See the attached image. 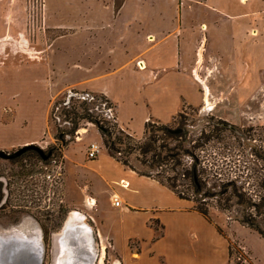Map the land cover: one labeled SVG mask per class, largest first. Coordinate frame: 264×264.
<instances>
[{
	"label": "crops",
	"instance_id": "obj_1",
	"mask_svg": "<svg viewBox=\"0 0 264 264\" xmlns=\"http://www.w3.org/2000/svg\"><path fill=\"white\" fill-rule=\"evenodd\" d=\"M237 1L249 8L250 0ZM254 1L261 4L258 10L264 13V0ZM111 4L95 12L106 21H89L88 26L74 22L72 36L82 48L76 62L81 66V61H90V82L80 90L105 96L114 106L117 124L131 136L141 138L150 120L169 122L184 105L211 111L217 108L209 101V88L226 87L215 84L217 76L209 67L211 63L225 74L233 75L237 70L238 82L232 79L228 88L253 89L262 84L253 80L255 70L264 72V14L256 20L257 9L232 14L211 0H201L196 9L186 6L181 10L177 21L156 22L153 17L140 28L142 24L137 23L129 27L126 4L117 10ZM102 8H109V14L101 12ZM206 11L215 14V19L203 20L202 12ZM194 13L196 17L191 16ZM224 59L228 66L221 62ZM138 61H142V68L136 67ZM232 61L239 63L237 69ZM45 74L31 65L0 63L1 151L40 144L45 136L48 99L61 91L37 85ZM213 96V103L219 104L217 95ZM240 96L238 92L237 98ZM63 169L68 173L65 198H72L83 216L72 212L64 225L67 221L71 227L84 223L91 236L92 251L78 256V264H103L108 253L109 264H226L229 259L226 238L192 208L190 201L124 167L106 152L84 161L83 156L64 151ZM114 197L120 201L118 206L112 203ZM19 232L36 238L29 246L41 252V258L29 259L30 252L18 244L21 238L10 236L0 241V264H41L44 250L39 231L12 229L0 235ZM59 248L54 241L50 264ZM70 256L65 261L73 264ZM62 259L60 255L57 264H62Z\"/></svg>",
	"mask_w": 264,
	"mask_h": 264
},
{
	"label": "rangeland",
	"instance_id": "obj_2",
	"mask_svg": "<svg viewBox=\"0 0 264 264\" xmlns=\"http://www.w3.org/2000/svg\"><path fill=\"white\" fill-rule=\"evenodd\" d=\"M199 2L201 0H112V2L110 0H0V63L26 64L31 65L37 72L43 70L46 72L45 78L42 76L44 79L36 81L37 85L40 88L46 85L47 88L61 89L53 92L54 94L48 99L45 136L40 144H35L45 153L49 152L53 160L50 158L42 161L32 154H24L14 160L0 159V233L12 229L28 232L40 230L44 250L41 264L51 263L54 237L62 229L68 215L75 212L79 213L78 217H83L78 204L72 198H69L70 200L65 198L68 173L66 174L63 169L64 151H69L75 156H83L84 161L91 160L86 153L91 143L99 145L98 154L106 152L102 145L103 137L100 138L101 134L95 124L77 120V128L74 129L72 123L60 115L63 105L58 103L74 96L73 90L88 92L80 89L90 82V75L87 74L90 61L86 59L81 61V66L76 62L81 46L72 36L74 22H84L88 26L89 21H106L104 16L95 13L98 7H107L112 3L111 5L117 10L126 4L129 8L126 11L130 17L129 27H136L137 23L142 24L140 28H143V22L148 23L153 17L156 22H165L166 19L167 22L177 21L178 18L180 19L181 10L186 6L196 9ZM254 2L250 0L247 8L241 6L237 0H211L213 5L232 14L260 9L261 4ZM80 9L82 12L78 11ZM103 11L109 14V8H102L101 12ZM259 11L255 14L256 20L264 14ZM192 15L196 17L195 13ZM202 16L203 20L211 21L216 15L206 11L202 12ZM222 20L227 19L222 18ZM128 47L129 44L126 45V49ZM221 62L226 66L229 65L226 59ZM232 64L237 69L239 63L232 61ZM209 67L216 72L215 84L219 83L226 87L209 88V101L212 102V106L218 105V107L211 111L207 107L203 109L184 105L182 110L167 123L150 120L153 131L157 136H161L163 133L160 126L168 124L177 128V132L186 128L189 131L188 138H193L208 123L219 121V126L235 133L240 129L253 128L258 135L253 137V140H246L249 146L245 152L248 153L251 146L264 150V72L255 70L253 75L256 84L262 81L259 88L239 90L228 88L232 79L235 83L238 82L237 70L231 75L225 74L220 69L217 71L214 63ZM238 92L241 94L239 98H237ZM213 95H217L216 102L219 104L213 103L215 97ZM85 97L89 99L87 95ZM103 108L104 104L100 103L102 116L110 121V115H106ZM182 123L187 125L182 126ZM101 126L108 128L112 140L115 136L121 137L127 143L129 142L125 136L138 139L112 122ZM119 131L123 133L120 134ZM53 147L55 150L51 151ZM115 154L119 158L127 159L136 168L148 170L146 166H149V163L141 165V157L137 152L124 154L120 151ZM249 158L252 160V157ZM256 166H260L259 163H256ZM150 172L156 174L161 170L153 168ZM160 174L164 178L172 176L171 172ZM176 190L187 194L179 185ZM191 204L196 205L192 202ZM208 215L210 222L219 228L221 235L234 246L231 253L229 248V259L226 264H264V240L254 230L239 224L232 214L221 212L212 204L208 207ZM85 222L88 223L86 220ZM95 245L96 248L99 247V244ZM104 245L108 251L111 250L108 244ZM133 245L130 244V247ZM110 255L106 254L103 264H109Z\"/></svg>",
	"mask_w": 264,
	"mask_h": 264
},
{
	"label": "trees",
	"instance_id": "obj_3",
	"mask_svg": "<svg viewBox=\"0 0 264 264\" xmlns=\"http://www.w3.org/2000/svg\"><path fill=\"white\" fill-rule=\"evenodd\" d=\"M72 92L74 96L58 103L63 105L60 115L69 120L74 129L77 128V120L95 124L110 157L137 174L154 179L178 198L196 204L192 208L209 222L208 207L212 204L217 210L232 214L234 220L254 230L264 240V150L251 146L250 151L245 152L249 146L246 140H253L258 135L253 128L240 129L235 133L219 126L220 122L217 121L208 123L195 137L188 138L186 128L177 132V128L163 124L160 126L163 134L157 136L148 121L144 125L143 136L139 139L125 136L127 143L118 136L112 140L108 128L101 126L109 122L118 126L115 116L110 121L102 116L100 103L104 104V113L105 108L114 110L113 104L105 96L86 91ZM209 149L213 151L207 152ZM120 151L124 154L137 152L141 165L149 163L146 166L148 170L136 168L127 159L117 157L115 153ZM24 154L41 159L32 150ZM256 163L260 166H256ZM153 168H160L162 173L171 172L172 176L164 178L161 172L152 174L150 170ZM177 185L187 194L177 191ZM216 229L221 234L220 229ZM229 248L231 253L234 246L229 243Z\"/></svg>",
	"mask_w": 264,
	"mask_h": 264
},
{
	"label": "bare ground",
	"instance_id": "obj_4",
	"mask_svg": "<svg viewBox=\"0 0 264 264\" xmlns=\"http://www.w3.org/2000/svg\"><path fill=\"white\" fill-rule=\"evenodd\" d=\"M207 91H208V89H207ZM208 94H209V91H208ZM69 223H70V221H67L66 224L64 225V227H62V229L55 235V238H54L55 245L59 246L60 248L58 250L59 252L57 253L55 258L53 259V264H57L58 257L60 255H62L64 258V260L62 259V264H65V262H66L65 260L70 255H71L70 261L73 262V264H78V262L76 261L78 256H81V254L85 251H88V252L92 251V247L90 245L91 244L90 230L87 227V225L84 223H81V224H77V225L71 227L68 225ZM37 231L40 232V230H38V229H37ZM8 232H10V231H8ZM14 234H15V232H14ZM37 235H38V233H37ZM10 236H16L17 238H21V241L18 244L22 245V247L23 246L26 247L27 250L30 252L29 259H33V261H35V259L37 257L41 258V252H37V251L34 252L33 248H31L29 246V244H35L34 241H36V238H34L32 234L31 235H29L27 233L26 234L25 233L20 234V232H19L16 235H10V234H9V236L0 235V241L2 238H6V237L8 238ZM38 237H40V236H38ZM37 242H39V241H37ZM39 244H40V248L43 249L42 243L39 242ZM76 244H78V246L76 248H74ZM26 248H24V249H26ZM80 260H82V259H80Z\"/></svg>",
	"mask_w": 264,
	"mask_h": 264
},
{
	"label": "water",
	"instance_id": "obj_5",
	"mask_svg": "<svg viewBox=\"0 0 264 264\" xmlns=\"http://www.w3.org/2000/svg\"><path fill=\"white\" fill-rule=\"evenodd\" d=\"M28 150L35 151L39 155L42 161H46L49 157V152L45 153V151L39 146L35 144H29V145L19 147L13 152H4L0 150V159L12 160L14 158L21 156L23 153H25Z\"/></svg>",
	"mask_w": 264,
	"mask_h": 264
},
{
	"label": "built area",
	"instance_id": "obj_6",
	"mask_svg": "<svg viewBox=\"0 0 264 264\" xmlns=\"http://www.w3.org/2000/svg\"><path fill=\"white\" fill-rule=\"evenodd\" d=\"M176 1H178V0H176ZM142 64V65H141ZM136 66L138 67V68H142L143 67V63H142V61H138V62H136ZM74 94V93H73ZM75 95V94H74ZM85 96V95H84ZM106 110H105V113H106V115L108 114V115H110V117L111 118H113L114 116H115V113H114V110L112 109V108H105ZM99 150H100V148H99V145L98 144H96V143H91L90 145H89V147H88V150H87V156L89 157V159H95L96 157H97V155H98V153H99ZM49 177V176H48ZM119 200L116 198V197H114V198H112V203H113V205L114 206H118L119 205Z\"/></svg>",
	"mask_w": 264,
	"mask_h": 264
}]
</instances>
